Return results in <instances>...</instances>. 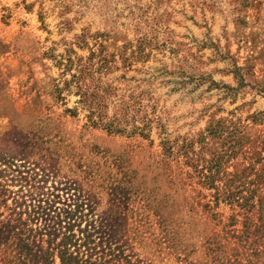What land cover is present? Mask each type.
Wrapping results in <instances>:
<instances>
[{
  "label": "rangeland",
  "instance_id": "rangeland-1",
  "mask_svg": "<svg viewBox=\"0 0 264 264\" xmlns=\"http://www.w3.org/2000/svg\"><path fill=\"white\" fill-rule=\"evenodd\" d=\"M69 214L99 264H264V0H0V230L45 264Z\"/></svg>",
  "mask_w": 264,
  "mask_h": 264
},
{
  "label": "trees",
  "instance_id": "trees-1",
  "mask_svg": "<svg viewBox=\"0 0 264 264\" xmlns=\"http://www.w3.org/2000/svg\"><path fill=\"white\" fill-rule=\"evenodd\" d=\"M81 60L82 59L79 61ZM103 61L104 63H102L103 65L101 67L106 68L108 62L105 60ZM81 67L82 69H79L78 71L82 75L87 68L83 64H80V68ZM81 80V76L73 75V80L66 82L65 90H69V86L72 84L77 86L78 94H80L82 97L79 103L85 105L87 109L90 110V115L88 118L91 125L95 127H102L110 133H127L126 128L120 127L118 124L116 125L115 121L109 119L108 115H104L102 113L101 101H98L97 98H95V101H87L86 89L81 83ZM63 91L64 90L57 88L56 93L58 94V98L64 101V98L62 97ZM103 97L104 96L101 98ZM66 112H70L74 115L72 110L68 109ZM135 130L137 131L139 128H136ZM140 134H144L143 130L140 131ZM79 208L81 207L77 206L76 213L80 211ZM66 220H68L66 231L63 233L60 242L55 243L60 237L57 230H53L49 233L50 235H54V238L51 240V243L54 245V247H52L51 244L49 249H47L44 253V256L40 257L41 260H43L45 264H51L52 258L55 256V251H58L61 264H99L96 257L98 254L96 252V245H94L95 238H93L95 234L93 232L95 229V221L88 220L87 227L80 230L81 235H76L73 232V228L75 226V223H73L74 217L71 214L66 215ZM16 230V227L10 224H7L3 230H0V246H4V249L0 248L4 253V256L0 258V264H30L27 258L21 259V254L28 250V247L21 238V233L17 232ZM10 239H13V241L10 242ZM10 251L17 253V255L19 254L18 260L15 259V256H13V259L10 258ZM106 263H110V260H107Z\"/></svg>",
  "mask_w": 264,
  "mask_h": 264
}]
</instances>
